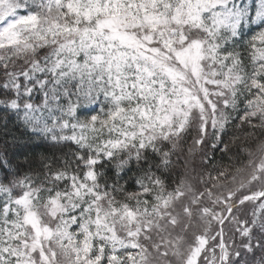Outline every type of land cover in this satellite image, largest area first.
Here are the masks:
<instances>
[{"label": "snow or ice", "instance_id": "snow-or-ice-1", "mask_svg": "<svg viewBox=\"0 0 264 264\" xmlns=\"http://www.w3.org/2000/svg\"><path fill=\"white\" fill-rule=\"evenodd\" d=\"M0 264H264V0H0Z\"/></svg>", "mask_w": 264, "mask_h": 264}]
</instances>
